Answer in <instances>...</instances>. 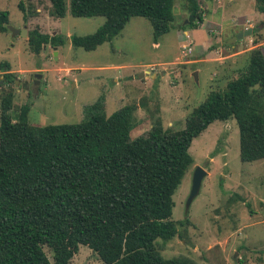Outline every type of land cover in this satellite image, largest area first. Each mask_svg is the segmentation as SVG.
Wrapping results in <instances>:
<instances>
[{
	"label": "trees",
	"instance_id": "trees-1",
	"mask_svg": "<svg viewBox=\"0 0 264 264\" xmlns=\"http://www.w3.org/2000/svg\"><path fill=\"white\" fill-rule=\"evenodd\" d=\"M50 13L63 17L102 15L93 33L72 35L73 46L95 49L110 41L131 17L147 18L156 41L174 20L175 0H49ZM197 27L203 16L198 0H186ZM264 13V0H254ZM19 9L27 14L23 2ZM8 11L0 10V31ZM185 26V25H182ZM29 43L38 53L61 38L33 29ZM3 85L14 82L9 63L0 62ZM13 93L0 97V264H69L79 245L103 264H184L165 258L156 242L174 238L173 194L193 162L192 140L215 120L235 118L242 161L264 159V44L250 51L248 64L223 90H212L178 130L155 123L131 137L134 106L107 114L87 110L77 123L32 125L29 104L14 121ZM47 246L52 259L44 250ZM187 264V263H186Z\"/></svg>",
	"mask_w": 264,
	"mask_h": 264
},
{
	"label": "rangeland",
	"instance_id": "rangeland-1",
	"mask_svg": "<svg viewBox=\"0 0 264 264\" xmlns=\"http://www.w3.org/2000/svg\"><path fill=\"white\" fill-rule=\"evenodd\" d=\"M198 2L203 20L197 27L184 23L189 3L175 0L172 27L156 41L150 21L134 16L110 41L85 50L73 46L71 36L95 32L104 16L56 17L49 0H0V10L9 15L7 30L0 32V62L15 72L14 82L0 84V97L11 89L14 121L29 104L32 125L77 123L91 108L102 106L110 114L129 104L134 106L131 137L157 122L163 129H181L186 115L210 91L223 90L248 64L250 51L264 44V13L254 0ZM8 26L36 29L62 43L56 39L36 53L28 38L12 34ZM247 27L250 35L231 41ZM189 152L193 162L173 194L171 215L176 222L188 221L171 240L157 239L162 256L184 264H264V159H240L235 118L210 123ZM196 167L206 174L188 204ZM44 250L52 259L50 249ZM69 264L103 262L80 244Z\"/></svg>",
	"mask_w": 264,
	"mask_h": 264
},
{
	"label": "water",
	"instance_id": "water-1",
	"mask_svg": "<svg viewBox=\"0 0 264 264\" xmlns=\"http://www.w3.org/2000/svg\"><path fill=\"white\" fill-rule=\"evenodd\" d=\"M195 16L190 14L189 18L185 20L184 23H188V22H192V21H196ZM8 28L10 29V31L12 32V34L14 35H21L23 37H27L28 35V30L26 27L23 28H15L13 26H8ZM252 28L251 27H247L244 30L240 31L237 33V35H235L231 41H236V40H240L242 39L244 36H248L251 34ZM38 75V74H37ZM143 75V73H142ZM194 76L196 78V72H194ZM4 81L3 78L0 79V84H2ZM206 172L200 168V167H196L193 173V178H192V187H191V192L188 198V204L192 201V199L197 195V193L199 192V188L201 185V181L202 178L205 176Z\"/></svg>",
	"mask_w": 264,
	"mask_h": 264
},
{
	"label": "crops",
	"instance_id": "crops-1",
	"mask_svg": "<svg viewBox=\"0 0 264 264\" xmlns=\"http://www.w3.org/2000/svg\"><path fill=\"white\" fill-rule=\"evenodd\" d=\"M39 9L38 8H36V12L38 11ZM28 16V15H27ZM30 16H38V13H32ZM8 19H9V15H8ZM27 28V27H26ZM28 31H29V29H27ZM0 32H3V31H0ZM42 32V31H41ZM26 38H28V37H26ZM239 54H233V57L235 58V57H237ZM9 66H10V64H9ZM37 70H39V69H37ZM9 71H11V72H13V73H15L12 69H11V67H10V70ZM3 72L4 71H2V70H0V78H3Z\"/></svg>",
	"mask_w": 264,
	"mask_h": 264
},
{
	"label": "built area",
	"instance_id": "built-area-1",
	"mask_svg": "<svg viewBox=\"0 0 264 264\" xmlns=\"http://www.w3.org/2000/svg\"><path fill=\"white\" fill-rule=\"evenodd\" d=\"M185 47V46H184Z\"/></svg>",
	"mask_w": 264,
	"mask_h": 264
}]
</instances>
